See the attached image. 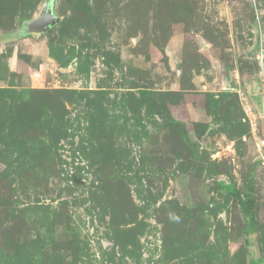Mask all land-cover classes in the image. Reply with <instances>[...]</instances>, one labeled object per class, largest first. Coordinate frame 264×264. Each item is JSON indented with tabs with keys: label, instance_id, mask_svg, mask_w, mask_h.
Instances as JSON below:
<instances>
[{
	"label": "rangeland",
	"instance_id": "1",
	"mask_svg": "<svg viewBox=\"0 0 264 264\" xmlns=\"http://www.w3.org/2000/svg\"><path fill=\"white\" fill-rule=\"evenodd\" d=\"M47 1L0 0V264H264V0Z\"/></svg>",
	"mask_w": 264,
	"mask_h": 264
},
{
	"label": "water",
	"instance_id": "2",
	"mask_svg": "<svg viewBox=\"0 0 264 264\" xmlns=\"http://www.w3.org/2000/svg\"><path fill=\"white\" fill-rule=\"evenodd\" d=\"M58 21L54 14V0H48L39 18L31 22L30 27L36 31H45Z\"/></svg>",
	"mask_w": 264,
	"mask_h": 264
},
{
	"label": "trees",
	"instance_id": "3",
	"mask_svg": "<svg viewBox=\"0 0 264 264\" xmlns=\"http://www.w3.org/2000/svg\"><path fill=\"white\" fill-rule=\"evenodd\" d=\"M228 191H230L231 193H234V191H232V190H230V189H228Z\"/></svg>",
	"mask_w": 264,
	"mask_h": 264
}]
</instances>
